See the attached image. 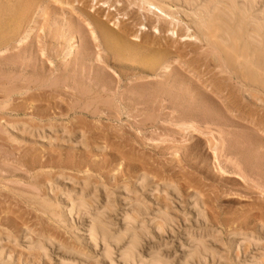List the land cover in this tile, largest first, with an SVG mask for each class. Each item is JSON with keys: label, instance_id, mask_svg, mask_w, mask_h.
<instances>
[{"label": "rangeland", "instance_id": "rangeland-1", "mask_svg": "<svg viewBox=\"0 0 264 264\" xmlns=\"http://www.w3.org/2000/svg\"><path fill=\"white\" fill-rule=\"evenodd\" d=\"M244 1L0 0V264H264V0ZM102 22L161 61L107 65Z\"/></svg>", "mask_w": 264, "mask_h": 264}, {"label": "bare ground", "instance_id": "bare-ground-1", "mask_svg": "<svg viewBox=\"0 0 264 264\" xmlns=\"http://www.w3.org/2000/svg\"><path fill=\"white\" fill-rule=\"evenodd\" d=\"M232 1H237V0H232ZM242 1V0H241ZM257 2H258V0H245L244 2H242V4H243V10H244V13L245 12H251V11H253V10H251L252 8L254 9V7L256 6V4H257ZM262 2V1H261ZM25 4V3H24ZM242 4L240 5V6H242ZM238 6V5H237ZM28 7H29V5H28ZM207 8V7H206ZM212 9V8H211ZM240 9V8H239ZM251 11H250V10ZM242 10V11H243ZM245 10H247V11H245ZM25 11V10H24ZM30 11V10H29ZM262 11V10H261ZM20 12V11H19ZM83 12V11H82ZM222 12V11H221ZM26 13H28V11L26 12ZM241 13V12H240ZM24 14V13H23ZM207 14V13H206ZM225 14V13H224ZM232 14V13H231ZM243 14V13H242ZM249 14H251V13H249ZM249 14H248V16H249ZM262 14H264V11H262V12H260V14H259V17H260V15H261V17H262ZM17 15H19V14H17ZM16 15V16H17ZM90 15V14H89ZM89 15H87V16H89ZM201 15V14H200ZM226 15H228V14H226ZM253 15V14H252ZM257 15H258V13H257ZM232 16H233V14H232ZM256 16V15H255ZM20 17H21V15H20ZM23 17H25V15L23 16ZM22 17V18H23ZM91 19H90V16H89V19L90 20H92L93 19V16L91 15ZM210 17H211V14H210ZM251 17V16H250ZM253 17V16H252ZM258 17V18H259ZM260 17V19H262L263 17H264V15H263V17L261 18ZM247 18V17H246ZM255 18V17H254ZM257 18V16H256V18L255 19H258ZM16 19V18H15ZM24 19V18H23ZM84 19H86V18H84ZM98 19V18H97ZM217 19V18H216ZM232 19V18H231ZM251 19V18H250ZM13 20V19H12ZM89 20V21H90ZM96 20V19H95ZM99 20V19H98ZM220 20V19H219ZM241 20V19H240ZM263 20H264V18H263ZM263 20H261V22H263V24L262 25H264V21ZM16 21H18V19L16 20ZM244 21H246L245 20V18H244ZM248 21V20H247ZM254 21V20H253ZM253 21H251V22H253ZM257 21V20H256ZM23 22V21H22ZM94 22V21H93ZM101 21H99V23H100ZM219 22V21H218ZM257 22H260L259 21V19H258V21ZM10 23V22H9ZM92 23V22H91ZM95 23V22H94ZM96 23H97V20H96ZM95 23V24H96ZM93 24V23H92ZM95 24H93L94 26L93 27H97L98 28V26H96ZM98 24V23H97ZM102 24H103V22L101 23V25H99L100 27L99 28H101V26H102ZM206 24V23H205ZM245 24V23H244ZM255 24H256V22H255ZM202 25H203V23H202ZM216 25V24H215ZM257 25H258V23H257ZM260 25H261V23H260ZM259 25V26H260ZM261 25V26H262ZM18 26V25H17ZM104 26V25H103ZM103 26H102V29L101 30H98L97 28H95L96 30H98L99 32H100V34H102V37H100V39L99 40H101V38H102V40L100 41V42H103L104 44H103V46H105L106 48H104L105 49V51L108 49L109 50V54H108V56L105 58L106 60H103V61H105V63L107 64V65H113L114 66V64L116 65V64H118V63H121V65H122V63H123V65L124 64H127V66H129L130 64V62H136L137 64H135V65H137V67H138V65L140 64H142L141 66H144V68H145V66H147L146 67V69L148 68V67H151L152 65H154V63L155 62H157L158 60H156V59H159L160 60V58H158V57H160L159 55L161 54L160 52L162 51H158L160 54L159 55H157V52H156V55L158 56V57H156V58H154L155 57V55H154V57L152 56V54H151V57H146L147 55H141V53H138V49H136V48H134V43L132 42V44L130 45V43L128 44V43H126L127 41H128V39L129 38H125V37H123V36H125L124 34H122L123 36H119L121 33H119V35H118V33L116 34V33H112V31L113 30H111V32L107 29V28H103ZM225 26V25H224ZM244 26V25H243ZM247 26V25H246ZM20 27V26H19ZM24 27V26H23ZM215 27V26H214ZM238 27H240V26H238ZM257 27V26H256ZM21 28V27H20ZM216 28V27H215ZM250 28V27H249ZM258 28V27H257ZM10 29V28H9ZM105 29V31H103V33H101V31L102 30H104ZM107 29V30H106ZM8 30V29H7ZM19 30V29H18ZM204 30V29H203ZM236 29H234V31H235ZM246 30H248V29H246ZM15 31V30H14ZM202 31V30H201ZM243 31V30H242ZM16 32V31H15ZM19 32V31H18ZM232 32V31H231ZM247 32V31H246ZM7 33V32H6ZM5 33V34H6ZM172 33H174V30H172ZM252 33V32H251ZM18 34V33H17ZM91 34H92V37H93V39L94 40H97L98 38H97V36H96V34H95V32L94 31H92L91 32ZM98 34V33H97ZM177 34V33H176ZM225 34H227V33H225ZM233 34L235 35V33L233 32ZM2 35H4V34H2ZM230 35H232V34H230ZM233 35V37H232V39H233V42H232V45H231V47L228 49V55H227V53L225 52V55L228 57V59L230 60V61H233V60H235V61H237L236 59L239 57V56H243V55H245V54H247V51H248V46H247V51H246V48H244L243 47V49H241V48H239V46H238V38H237V36H234ZM247 35V34H246ZM1 36V35H0ZM127 36V35H126ZM249 36V35H248ZM2 37V36H1ZM250 37V36H249ZM14 38H15V35H14ZM222 38V37H221ZM253 38V37H252ZM13 39V38H12ZM127 39V40H126ZM222 39H224V38H222ZM228 39V38H227ZM98 40V41H99ZM8 41H10V40H8ZM223 41V40H222ZM226 41H228V40H226ZM226 41H224L223 43H226ZM232 41V40H231ZM241 41V40H240ZM242 41H243V38H242ZM241 41V42H242ZM259 42V41H258ZM230 43V42H229ZM243 43V42H242ZM244 43H245V41H244ZM244 43H243V46H245L244 45ZM6 44V43H5ZM247 44V43H246ZM260 44V43H259ZM3 45V44H2ZM222 45V44H221ZM239 45H241V44H239ZM98 46V45H97ZM137 45H135V47H136ZM230 46V45H229ZM242 46V45H241ZM252 46H254V45H252ZM260 46V45H259ZM262 46V48H263V45H261ZM138 47V46H137ZM246 47V46H245ZM255 47V46H254ZM254 47H252V48H254ZM139 48V47H138ZM224 49V48H223ZM257 49V48H256ZM261 51H263L264 52V50H262L261 48H259ZM90 50V49H89ZM157 51V50H156ZM224 52V51H223ZM250 52V51H249ZM248 52V53H249ZM166 53V52H165ZM253 53H254V51H253ZM250 54V53H249ZM40 55V54H39ZM149 55V54H148ZM165 55V54H164ZM224 55V56H225ZM2 56V55H1ZM56 56V55H55ZM144 56V57H143ZM248 56H250V55H248ZM262 56V54H260V57ZM93 57V56H92ZM96 58L97 59H101V58H103L102 57V55H101V53L100 52H98L97 54H96ZM226 58V57H225ZM166 58H164V60H165ZM42 61H44V59H42ZM161 61V60H160ZM162 61H163V57H162ZM225 61V60H224ZM226 62H228V61H226ZM132 64V63H131ZM157 63H155V65H156ZM158 64H160L161 65V63H159L158 62ZM100 66H103V64L101 65L100 64ZM126 66V65H125ZM141 66L139 67V68H141ZM105 67V66H104ZM132 67V66H131ZM134 67V66H133ZM136 67V66H135ZM154 67V66H153ZM157 67V66H156ZM168 67V66H167ZM166 67V68H167ZM253 67V66H252ZM129 68H130V66H129ZM165 68V69H166ZM169 68V67H168ZM167 68V69H168ZM254 68V67H253ZM142 69V68H141ZM146 69H145V71H146ZM152 69V68H151ZM150 69V71H154L153 69L151 70ZM154 69H155V67H154ZM231 69V68H230ZM262 70H263V68H261ZM105 70V69H104ZM144 70V69H143ZM252 70H254V69H252ZM51 71V70H50ZM106 71V70H105ZM140 71V70H139ZM144 72V71H143ZM110 75V74H109ZM248 75H250V76H252L253 78H254V76H255V74H253L251 71H248ZM247 75V76H248ZM120 76V75H119ZM244 76V75H243ZM258 76V75H257ZM246 78H248V77H246ZM264 78V77H263ZM109 79V78H108ZM107 79V80H108ZM111 79V78H110ZM87 80V79H86ZM109 81V80H108ZM262 82V81H261ZM261 82H260V84H261ZM2 83V82H1ZM105 83V82H104ZM76 84V83H75ZM145 84V83H144ZM140 85V84H139ZM77 86V85H76ZM1 87V86H0ZM96 87V86H95ZM104 87V86H103ZM65 89V88H64ZM103 89H105V87L103 88ZM59 90V89H58ZM61 91H63V90H61ZM109 91H111V90H109ZM134 91V90H133ZM63 92H66L65 90L63 91ZM115 92V91H114ZM68 93V92H67ZM69 94H71V93H69ZM42 95L43 96H47L44 92L42 93ZM78 95V94H77ZM76 96V95H75ZM99 96V95H98ZM97 97V96H96ZM2 99V98H1ZM12 99V98H11ZM21 99V98H20ZM15 101H17V100H15ZM82 101V100H81ZM80 101V102H81ZM9 102H11V101H9ZM24 102V101H23ZM4 103V102H3ZM73 103V102H72ZM20 105V104H19ZM78 105V104H77ZM82 105V104H81ZM56 106L57 107H61V104H58V103H56ZM102 106V105H101ZM17 107V106H16ZM20 107V106H19ZM77 107V106H76ZM13 108V107H12ZM103 108H105V107H103ZM106 109H109V108H106ZM99 111V110H98ZM97 111V112H98ZM96 113V112H95ZM99 114V113H98ZM2 130V129H1ZM3 137H5V136H3ZM109 230V229H108ZM101 231H103V230H101ZM98 232V231H97ZM107 232V231H106ZM103 237H104V241H109V240H106L107 239V235L108 234H106L105 232H103ZM113 235V234H112ZM119 237V236H118ZM136 237V236H135ZM109 238V237H108ZM115 239V238H114ZM118 242V241H117ZM107 243V242H106ZM116 244H118V243H116ZM140 244V243H139ZM138 244V240L137 239H133L132 240V242H131V244H130V246H129V248H128V250H127V252H126V255H125V257L127 256V257H129V258H135L134 257V255H136L135 253L138 251V247H140V246H138L139 245ZM107 246V245H106ZM108 248V247H107ZM205 248V247H204ZM140 250V249H139ZM206 250V249H205ZM154 252V251H153ZM108 253V252H107ZM139 253V252H138ZM137 253V254H138ZM160 253H153L152 254V259H151V261H152V264H170L169 263V261L167 262V261H164V259H162V257L159 255ZM139 256V255H138ZM150 257V258H151ZM129 260V259H128ZM130 261V260H129ZM171 262V261H170ZM172 263V262H171Z\"/></svg>", "mask_w": 264, "mask_h": 264}]
</instances>
